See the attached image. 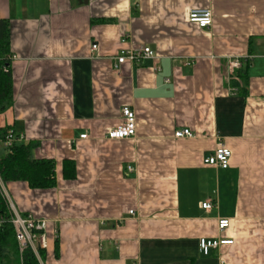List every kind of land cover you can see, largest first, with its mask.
<instances>
[{"label":"crops","instance_id":"1","mask_svg":"<svg viewBox=\"0 0 264 264\" xmlns=\"http://www.w3.org/2000/svg\"><path fill=\"white\" fill-rule=\"evenodd\" d=\"M195 10L211 28L188 21ZM0 21L17 58L0 129L56 162L54 189L5 185L21 215L48 223L42 264H264V0H0ZM145 47L154 58L115 70ZM125 107L135 137L108 140ZM220 141L227 170L204 164ZM220 219L234 245L204 256Z\"/></svg>","mask_w":264,"mask_h":264},{"label":"built area","instance_id":"2","mask_svg":"<svg viewBox=\"0 0 264 264\" xmlns=\"http://www.w3.org/2000/svg\"><path fill=\"white\" fill-rule=\"evenodd\" d=\"M188 21L192 24L197 25L200 29L206 30L211 28L213 24V14L209 10H195L191 11L188 16ZM92 51H97V45L92 47ZM155 57L154 52L149 48L145 47L141 50H134L129 52H122L116 58L115 70L119 71L122 65L127 62H137L142 59H152ZM17 58L11 56L10 60L13 63ZM248 60V58H247ZM243 64L240 58H236L230 61L229 73L233 77L236 70L242 69ZM233 79H235L233 77ZM123 123L121 126L111 129L107 132V139L111 141H122L125 139H130L135 137L137 132V118L135 112L129 108L125 107L122 110ZM191 132L189 130L177 131L175 133L176 139H184L191 137ZM82 140H86L87 135L80 137ZM24 138L15 131H9L2 143L4 151L9 150L14 145L22 144ZM232 158L231 150L223 143L219 142L217 144L214 153L205 159L204 164L206 166L218 168L221 170H227L230 167ZM129 172H133L132 167H128ZM0 194L5 199L8 206L9 217L0 218V227L5 224H10L14 230L15 240L19 249V256L21 259V264L23 260V251L30 248L37 258L40 264H42V259L40 256V251L47 248V225L48 223L43 220H39L32 215H21L14 207L13 203L9 199L6 187L0 176ZM203 209L210 210L213 208L211 202H207L202 205ZM133 214V213H131ZM231 222L228 219H220L217 224L218 237L215 239L203 238L199 241V249L202 255L209 256L212 251L219 250L223 247L233 246L234 241L231 239H225L222 236L229 230ZM224 264V263H223Z\"/></svg>","mask_w":264,"mask_h":264},{"label":"trees","instance_id":"3","mask_svg":"<svg viewBox=\"0 0 264 264\" xmlns=\"http://www.w3.org/2000/svg\"><path fill=\"white\" fill-rule=\"evenodd\" d=\"M10 28L5 21H0V114L8 110L13 102L12 62L10 57ZM243 76L242 73L240 74ZM237 87L239 84H236ZM13 128L0 129V140H3ZM16 132V131H15ZM17 133V132H16ZM35 144H17L5 150L0 158V176L5 185L9 183H26L32 190H49L56 187V162L54 160H35L32 150ZM77 177L76 165L72 161H64L63 178L74 180ZM9 217L8 206L0 194V218ZM59 241L56 242L58 254ZM44 260L45 250L40 251ZM0 264H21L14 230L10 224L0 227ZM22 264H40L32 250L23 251Z\"/></svg>","mask_w":264,"mask_h":264},{"label":"rangeland","instance_id":"4","mask_svg":"<svg viewBox=\"0 0 264 264\" xmlns=\"http://www.w3.org/2000/svg\"><path fill=\"white\" fill-rule=\"evenodd\" d=\"M2 146L0 145V158L4 155L5 152L2 151Z\"/></svg>","mask_w":264,"mask_h":264}]
</instances>
